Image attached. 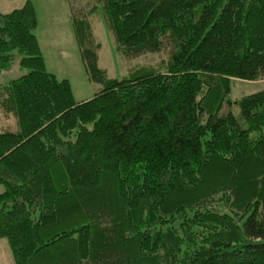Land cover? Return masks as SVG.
<instances>
[{
    "label": "trees",
    "instance_id": "obj_1",
    "mask_svg": "<svg viewBox=\"0 0 264 264\" xmlns=\"http://www.w3.org/2000/svg\"><path fill=\"white\" fill-rule=\"evenodd\" d=\"M65 1L102 86L78 103L45 69L30 1L0 13V73L26 71L0 85L14 263L264 264V90L228 99L264 80V0ZM93 17L122 58L167 59L109 78Z\"/></svg>",
    "mask_w": 264,
    "mask_h": 264
},
{
    "label": "rangeland",
    "instance_id": "obj_2",
    "mask_svg": "<svg viewBox=\"0 0 264 264\" xmlns=\"http://www.w3.org/2000/svg\"><path fill=\"white\" fill-rule=\"evenodd\" d=\"M27 1L32 4L37 18L38 26L36 37L43 55L45 69L58 79L69 81L73 98L78 102L88 101L93 98L102 86L91 83L85 72L82 58L79 53L76 38L73 32L69 11L65 0H0V13H8L21 8ZM94 42L100 46L97 53L98 67L104 70L109 78L122 79L129 73L130 68L151 67L158 63L163 65L167 58L166 53L126 60L119 55L114 47L112 37L104 24L93 17ZM95 44V45H96ZM26 71L18 66L15 60L11 69L0 73V85L8 83L24 75ZM264 90V80L257 82L233 81L231 101L253 95ZM237 111L236 106H232ZM230 109L224 107L223 111ZM0 264H15L8 242L0 240Z\"/></svg>",
    "mask_w": 264,
    "mask_h": 264
}]
</instances>
